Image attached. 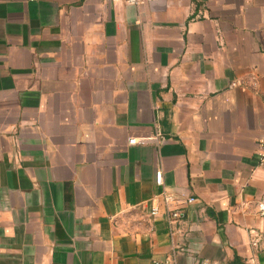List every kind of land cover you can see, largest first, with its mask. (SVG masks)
Returning <instances> with one entry per match:
<instances>
[{
    "label": "crops",
    "instance_id": "obj_1",
    "mask_svg": "<svg viewBox=\"0 0 264 264\" xmlns=\"http://www.w3.org/2000/svg\"><path fill=\"white\" fill-rule=\"evenodd\" d=\"M263 133L264 0H0V264L264 262Z\"/></svg>",
    "mask_w": 264,
    "mask_h": 264
},
{
    "label": "built area",
    "instance_id": "obj_2",
    "mask_svg": "<svg viewBox=\"0 0 264 264\" xmlns=\"http://www.w3.org/2000/svg\"><path fill=\"white\" fill-rule=\"evenodd\" d=\"M130 2L139 3L141 0H128ZM150 137H136L130 136V143H143L146 142ZM153 138V137H152ZM258 154L260 162L264 163V133L259 138ZM156 183L164 186V171L162 167H158L155 173ZM156 197H160L164 203V210L161 209L159 204H153L150 209L152 215H158L164 213L171 233L174 232L176 224L185 219L187 215V207L196 200V196L192 194H174L169 192L165 187L163 190L156 194ZM261 210L264 212V202L260 203ZM161 264H177L174 259H165ZM203 264H210L208 261H204ZM250 264H264L261 261H254Z\"/></svg>",
    "mask_w": 264,
    "mask_h": 264
}]
</instances>
